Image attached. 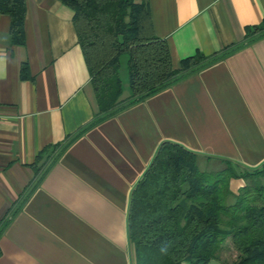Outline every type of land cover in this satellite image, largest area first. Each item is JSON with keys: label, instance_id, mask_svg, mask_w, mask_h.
<instances>
[{"label": "crops", "instance_id": "crops-1", "mask_svg": "<svg viewBox=\"0 0 264 264\" xmlns=\"http://www.w3.org/2000/svg\"><path fill=\"white\" fill-rule=\"evenodd\" d=\"M173 69L213 57L147 97L100 113L71 9L25 0L23 43L0 13V264H133V189L159 146L197 156L200 171L264 164V0H134ZM126 57V56H125ZM121 103H124L121 105ZM239 170V171H238ZM244 185L232 179V192Z\"/></svg>", "mask_w": 264, "mask_h": 264}, {"label": "trees", "instance_id": "trees-1", "mask_svg": "<svg viewBox=\"0 0 264 264\" xmlns=\"http://www.w3.org/2000/svg\"><path fill=\"white\" fill-rule=\"evenodd\" d=\"M71 9L98 111L120 104V58L126 56L128 101L147 97L198 70L213 57L202 54L173 69L165 41L151 29L144 3L134 0H58ZM11 19L10 34L23 43L25 0H0ZM264 30L262 24L247 37ZM197 156L162 143L130 197L127 228L133 264H208L229 239L235 264H264V164L238 174L229 164L217 172L200 171ZM251 172V173H250ZM244 185L232 192L229 182ZM223 264L222 262H220Z\"/></svg>", "mask_w": 264, "mask_h": 264}, {"label": "rangeland", "instance_id": "rangeland-1", "mask_svg": "<svg viewBox=\"0 0 264 264\" xmlns=\"http://www.w3.org/2000/svg\"><path fill=\"white\" fill-rule=\"evenodd\" d=\"M126 58L125 56L123 57V59ZM124 103H121V105H123ZM120 105H118L119 107ZM109 111H107L106 113L103 114H107L109 113ZM221 167L224 169H226L227 167H230L228 164L223 163L221 165ZM239 171V170H238ZM239 173H247V171H239ZM251 173V172H250ZM243 181V180H242ZM245 182V181H243ZM217 258L219 259L220 262H222L223 264H235L238 261V253L235 251L234 247L231 244V241L229 239H227L226 241H224L221 246L219 247L218 251H217Z\"/></svg>", "mask_w": 264, "mask_h": 264}, {"label": "water", "instance_id": "water-1", "mask_svg": "<svg viewBox=\"0 0 264 264\" xmlns=\"http://www.w3.org/2000/svg\"><path fill=\"white\" fill-rule=\"evenodd\" d=\"M182 264H184V263H182ZM208 264H221V263L216 261V260H210V262Z\"/></svg>", "mask_w": 264, "mask_h": 264}]
</instances>
